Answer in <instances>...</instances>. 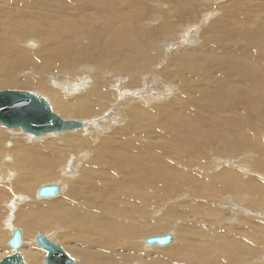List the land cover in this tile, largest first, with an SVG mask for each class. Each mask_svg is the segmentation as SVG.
Here are the masks:
<instances>
[{
	"label": "bare ground",
	"instance_id": "1",
	"mask_svg": "<svg viewBox=\"0 0 264 264\" xmlns=\"http://www.w3.org/2000/svg\"><path fill=\"white\" fill-rule=\"evenodd\" d=\"M65 1L0 0V78L31 84L64 120H88L99 115L103 122L112 120L103 128L100 117L84 123L75 120L81 127L74 130L80 129L84 137L49 132L54 137L34 145L12 143L0 131V205L10 202L15 209L23 200L22 194L29 196L36 183L53 180V174L34 175L30 170L36 162H44L59 170L55 182L60 186V197L51 201L39 198V186L35 198L49 201L28 205L24 223L41 231L53 227V233L45 237L76 259L72 264H148V248H166L176 238L179 243L165 251L172 264H242L262 251L264 159L256 146L262 143L261 133L250 136L255 144L251 152L242 151L234 143L210 147L212 137L209 139L207 132H201L195 141L191 133H185V139H176L173 134L182 133L179 120L197 123L213 108L219 112L232 110L238 117L242 112L238 104L241 94L253 103V116H264V28L256 25L263 30L242 35L234 27L232 13L228 17L221 12L217 15V6L212 5L217 0H202L200 4H195L197 0H175L174 5H163L159 0H143L145 4L137 0H85L88 5L68 0L75 3L68 9L71 17L82 22H58L57 31L42 29L43 25L34 27L31 20L40 17L34 8L57 3V12L63 15L61 5ZM151 2L153 7L148 5ZM238 2L252 4L251 0ZM258 10L264 12L263 2ZM130 11L138 12L136 18L130 25L121 26ZM163 18L170 22L168 28L162 26ZM116 19L120 30L115 26ZM190 33H196V45L179 53L181 43L174 44ZM170 48L172 54H168ZM204 59L209 66L216 65L211 70L216 76L208 72L210 67ZM53 67L64 69L59 72L65 75L79 71L86 74L70 85L53 84L47 77L40 80L37 73ZM24 75L31 79L18 77ZM87 80L89 87L85 85ZM115 86L124 92L118 95L126 102L124 124L115 118L122 107L120 102L116 109L107 101L116 96L110 91ZM151 89L152 94L148 92ZM152 95L159 100L153 101ZM181 146L186 148L183 154ZM181 160H186V166L180 170V180L171 184L170 173L178 170L175 165ZM12 163L23 171L16 180L9 167ZM138 166H152L155 174L137 171ZM244 170L247 173H242ZM157 180V187L153 186L156 197L141 183L154 184ZM158 204L159 210L151 211ZM222 207L231 209L228 219L221 213ZM152 213L155 220L149 223ZM225 223L241 227L232 229ZM5 224L11 234L13 227ZM164 229L173 233L170 244H145L144 235ZM23 241L26 263L44 262L46 251L25 238ZM259 258L251 259L252 264H263Z\"/></svg>",
	"mask_w": 264,
	"mask_h": 264
},
{
	"label": "rangeland",
	"instance_id": "2",
	"mask_svg": "<svg viewBox=\"0 0 264 264\" xmlns=\"http://www.w3.org/2000/svg\"><path fill=\"white\" fill-rule=\"evenodd\" d=\"M70 1H72V2L74 1L76 4H79V3L82 2L83 4L88 5V3L85 0H70ZM137 1H143V0H137ZM153 1H155V0H153ZM251 1H252V4L251 5H246V4L244 5L243 3H240V2L236 3V0H217V1L213 2V3H217V4H213L212 3V5H216L217 6L214 9V10H216V12H218L217 15H220V12H221V14H225L228 17L230 15V13H232V15H234V22L237 25V27H236V25L234 26L236 28V31L240 32L242 35L244 33L246 36H248L249 33H250V31L252 32V31H256V30H263L260 27H258L256 29V25L261 26V27L264 28V17H262V16H264V12L258 10V5L260 3L263 2V6H264V0H251ZM72 2L69 3V1L66 0L65 1V4L64 5L63 4L61 5L62 6V9H63V15H61L60 12H57V9L60 8L59 4H57V3H53L51 5H49L48 3H45L44 6H43V8H41V7H38L36 9L34 8V11H36L37 13H39L40 14V17H39V15L36 16V17H34L31 20L32 21V24L34 25L35 28H40V27L42 28L44 26L42 29H47V30H55L56 29V31H57L58 30V26H59V24H60L61 21H64V22H67L68 23V21L69 22L70 21L73 22L74 20H76V19H73L71 17L72 13L70 12V10H68V9H72V8L75 7V3H72ZM159 2L161 4H163V5H165V3L166 4H171L172 3L171 5H174L175 0H162V1L159 0ZM152 3H154V2H151L148 5L152 6ZM200 3H202V0H197L195 2V4H200ZM89 4H91V3H89ZM142 4H145V1H143ZM224 9H226V10H224ZM227 11H228V13H227ZM122 13H123V10H122ZM128 13H127V16L124 17L127 20L125 19V21H123L120 24L121 26L126 27V26L130 25L131 24L130 22L132 20H134L136 18V15L138 14L137 11H130ZM66 16H68V17H66ZM128 16H130V19L131 18L132 19L130 20ZM61 17H63V18H61ZM193 17L194 18L196 17V14L195 13H194ZM242 17H244V19H242ZM249 17H250L249 20H246L245 19V18H249ZM214 18L216 19L215 16H214ZM47 20H48V23H47ZM80 20L81 19H78V20H76V22L77 23L82 22ZM109 20H111V18ZM54 21H56V22H54ZM103 21H108V19H104ZM160 21H161V24H162V26L164 28H168V25L169 24H167V23H170L169 21L164 20V18L161 19ZM58 22H59V24H58ZM53 23H55V24H53ZM149 24H150V22H148V25ZM115 26H117L119 28V30H120L119 19H116ZM201 31L203 32L204 30H201ZM204 33H206V31ZM194 34L196 35V33H190L189 37L186 34L185 35V38H184L185 39L184 41L178 40V39H176L177 37L176 38L174 37V40L175 39L178 40V43H176L174 45L177 46V45H179V43H181L180 48H178L179 49V53H183L184 51L189 50L192 47H194V45H196V44H194V42L196 41V38H195L196 36ZM197 37L199 39V36H197ZM174 40H173V42H174ZM246 43H248V40H244V44H246ZM250 44L251 45H254V43H249V45ZM27 45L25 46V49H27V50L30 51V48L29 47L26 48ZM172 51L173 50L170 48L168 54H172L173 53ZM204 60L206 62V59H204ZM206 63L209 66V62H206ZM215 66H216L215 64H211L209 66L210 67V70H208V72H211V70H213L215 68ZM57 68L58 67H53L52 69L51 68H46L47 70L45 72L44 71L43 72L41 71V72L37 73V76L39 74L40 80H44V81H46L45 78L47 77L50 80V82L53 83V84H55L56 82H58V83H64L65 85H70V84L75 83V82H73V80L78 79V77L83 78L84 75L86 74L85 71H79V72H74V73H72V72H69L68 73L67 72L68 74L65 75V74H62V73L59 72V71H62L64 69L58 68L59 70H57ZM64 68L65 69H69V67H66V66ZM73 69H76L77 70L78 68L77 67H74ZM96 73L93 72L91 74L92 75H95ZM42 74H45L46 76L45 75H42ZM212 74L214 76H216V74H214V73H212ZM20 75H22V74H20ZM53 76L55 78V81H54ZM13 77L14 78L20 77V78H23V79L30 78L29 75L28 76H26V75H24V76H18V77L13 76ZM86 77L88 78V80H90L89 76L86 75ZM33 78L34 77H32V81H34ZM23 79H21V80H23ZM10 80L11 81L6 80V77L0 78V91H4V90H14V91H22V92L32 93V94H35V95H38V96L44 98L48 102V104L50 105V107L52 108V105L48 101V98L45 95H43L41 92L36 91L35 90L36 88H34L33 86H31V84L30 85L21 84L22 81L20 83L19 82H12L13 81L12 78H10ZM88 80L85 83V85H88V87H89L90 82ZM76 83H77V81H76ZM112 83H114V81H111L110 82V84H112ZM85 87L86 86H84L80 91H82ZM120 88H123L122 87V84L120 85ZM120 88L117 87V86H115V88H112V89L110 88L111 89L110 91H112L113 93L116 92L115 94L118 97V95H120V93L121 94L124 93L123 90L120 92V90H119ZM128 88H130V87H128ZM153 91H154V89L153 90L151 89L148 92H151V94H152V93H154ZM116 96L115 97L114 96L113 97H110V100H107V101L108 102L110 101L112 103L111 106L115 104L114 107L116 109L119 108V106L120 107L122 106L121 108L117 109L118 112H119V113L117 112V115L118 114L119 115L116 116L115 118L117 120H119L120 123L122 121L123 123H121V124H124L125 123V119H124L125 106L124 105L126 104V102H125V99L123 97H121V98L118 97L117 98ZM131 98L132 99L133 98L136 99L137 97H131ZM121 99L124 100L123 101L124 102L123 104L121 103L122 102ZM151 99L153 101L159 100L155 95H152L151 96ZM117 100H119V101H117ZM126 101H128V100H126ZM118 103H119V106H117ZM156 103H159V102H156ZM238 104H239V107L241 106L240 107V109H241L240 111H242V112H240V115L238 116L239 118L238 117H235V115L233 114L232 110L227 111V112H219V111H217L216 109L213 108L212 111L209 114H206L197 123H192V122H188V121H184V120H179V129H180V131L182 133L180 134V136H179L178 133H177V135H175V134H173V135H174V137L176 139H185V135L184 134L185 133H191L192 134V137H193V135H195L193 137V139L195 138L194 139V141H195L196 138H198V136L202 135V133H205L206 134V132H207V136L209 137V139H211V137H212V139L210 140L211 141L210 147H212V146L213 147H216V146L224 147L225 145H223V144L233 145V143H234V145L240 146L242 148V151H244V152H251V150H252V148H253V146L255 144H254V142L251 141L250 136L253 135V134L254 135H257V133L259 131L261 133L260 140L262 141V143H258L256 146H257V148H259V152H258L259 157L261 159H264V157H263L264 156V142H263L264 141V116L255 117V116H253L251 114V110L254 107L253 106V103L250 102V101H248V100H246V97L243 94H241L239 96V103ZM111 106L108 107L103 113L105 114L111 108ZM119 110H121V111H119ZM123 110H124V112H123ZM56 113L59 114L58 112H56ZM120 114H122V115H120ZM242 115L243 116L245 115V116L243 117ZM122 116H123V118H122ZM99 117H100V119H99L100 127L102 125L101 128H103L108 123V121L110 119H108V121H104L103 122V121H101V116L100 115H99ZM99 117L97 116L95 118H99ZM85 118L86 117H72V118H69L68 120H79V121H82L84 123V121L85 122H90V121H93L95 119V118H91V119L86 120L87 118L86 119ZM229 118H231V120H232L231 122H227V119H229ZM214 121H215V123L216 122L217 123L215 124ZM198 125H199V127H196ZM199 128H201V129H199ZM208 128L210 129V131H209ZM81 129H83V128H81ZM79 130L80 129L74 130V131H64V132H61V133H63L64 135H67V134L69 135V134H72V133H79V136L80 137H84V136H82L83 135L82 132H79ZM0 131H1L2 135L6 137V140L8 139V141H10L12 143L20 142V143H26V144H29V145L39 144L41 142L47 141L48 139H50V137H54V136H52L53 133H60V132L55 131L53 133L44 134V135H40L38 137H34L32 135H29V134H26V133L22 132V130H20V128H15V129H12V130L11 129L10 130H7L1 124H0ZM75 131H78V132H75ZM56 135H58V134H56ZM183 149L186 151V148L184 146L183 147L181 146L179 148V151H180L181 154H183L182 152H185ZM261 154L263 155L262 157H261ZM250 156H247V157L249 158ZM252 161L253 160H250L249 162H252ZM182 162H184V163L182 164ZM186 163H187L186 160H181L178 163H176L177 165H175V166H177V169L178 170L177 171H173V172L170 173L171 184H174L175 183V180H180V176L182 175V172H180V170L184 169V167L186 166L184 164H186ZM35 164H36L35 166H31L30 167V170H32L35 173L34 175H39V174H41V175H44V174H53V176L55 178L53 180H51V181H49V180H45V181L42 180V181H39V183H36L35 184V188L30 193L31 196L30 195L28 196V195L22 194L23 200L20 199L19 205L16 206L15 209L12 208V206H10L11 205L10 202L6 203L8 206L0 205V259L3 258V257H5L6 255H8L10 253V248L6 244L7 241L9 240V238H10V235H11L10 234L9 227H7L6 224H5L7 222L11 224V227H13V229H19L21 231V234H22V245H21V247L19 249V252L21 253V255L23 257L24 264H27V263H26V261L24 259V256H23L24 255V252L26 251V249L22 250V246H23V243H24L23 239L24 238L27 239L29 244L31 243L32 245H34V247L38 248V246L34 242V238L38 234H41L42 235L44 233L43 235L45 236V235H51L53 233L52 232L53 229L50 230V228H53L51 226L48 227L47 229H45V231L44 230L41 231L40 229H38V230L32 229V227H30V226L26 225V223H24V218L27 217L26 214H28V210H27V208H28L27 206L28 205L33 204V202L34 203H40V202L41 203H44L45 201H49V200H41V201L38 200L37 201V199L35 198V195H36L35 190L39 186H42V185H45V184H54V183L56 184L55 181L60 176L59 170H55L53 168V166L50 165V164H48V166L44 162H40V163L36 162ZM26 165H28V164H26ZM9 167H11L13 173L15 172L14 173V177H16V178H14V180H16L23 173V171H21V169H18L17 166H14V163L9 164ZM164 169H166V168H164ZM137 171L147 172L149 175L155 174V172L153 171V167L152 166H148V167H146V166H138L137 167ZM166 171L167 170H165V174H166ZM212 171L213 170H211L210 173H212ZM242 173H244V174L247 173V170H244ZM165 174H162L161 178L164 177ZM157 182H159V181L158 180L155 181L154 184H152L150 182H144V183H141V185L143 187V185L145 184L144 185L145 190L146 191L147 190L148 191L150 190L149 191L150 193H152L151 191H154L153 196H156V195H158V192H155V189L153 188V186L154 187H157V184H158ZM147 183H149L150 185L147 184ZM133 185H136V183L133 182ZM69 188H71V187H69ZM148 188H150V189H148ZM65 189H67V187H65ZM63 192H66V190L63 191ZM59 197H60V195L57 196V197H53V199L51 198L50 201L51 200L58 199ZM233 197L234 198H238L236 195H233ZM177 200H179V198H175V201H177ZM164 203H167V202H164ZM159 205L160 204H158L157 207L156 208H153L151 211H154V212L158 211L159 210L158 209V206ZM162 208H160V209H162ZM220 211H222L221 213L225 214V218L226 219H228L230 217L229 212L231 211V209L226 208V207L225 208L222 207L220 209ZM153 213L149 217V220H150L149 223H153V221L155 220L153 218L154 217ZM34 217H36V216H34ZM22 219H23V221H22ZM184 219H186V217H184ZM225 225L228 228H232V229L233 228L234 229H238V228L241 227L237 223L236 224L235 223L234 224L233 223H231V224L225 223ZM166 230L167 229H164L163 230L164 232L163 231H160L158 233H156V232H149L148 234L144 235L143 238H147L149 236H154V235H162V234H165V233H168V232L169 233L172 232V231H168V230L166 231ZM170 234H173V233H170ZM176 239L177 240L173 243V245H170V246L168 245V246H166V248L165 247H163V248L153 247V248H148V249L145 248V249H147V251L149 253V254H146V257L147 256L149 257L150 262H153L152 264H172V263H170L169 256L165 255V251L167 249L173 248L175 246V244H177V242L179 243L180 240H178V238H176ZM57 241L58 242H61V239L60 238H57ZM65 245L67 246L66 242H65ZM259 252H262V253H259ZM259 252L254 253V255H253L252 258L247 259L246 262H243L242 264H249V262H250V264H252V260L251 259L255 260L259 256H260L259 261L264 264V249H262V251H259ZM43 258H44V256H43ZM73 260L76 261V259H73ZM42 262L43 261H41L40 264H42ZM150 262L148 264H151ZM183 262H181L179 264H184ZM193 263L196 264V262H193Z\"/></svg>",
	"mask_w": 264,
	"mask_h": 264
},
{
	"label": "water",
	"instance_id": "3",
	"mask_svg": "<svg viewBox=\"0 0 264 264\" xmlns=\"http://www.w3.org/2000/svg\"><path fill=\"white\" fill-rule=\"evenodd\" d=\"M0 124L6 129L20 128L23 132L33 136L54 131H69L81 127V123L75 120H64L52 111L48 102L35 94L4 90L0 91ZM58 184H46L38 188L39 198H53L59 194ZM38 246L46 251L43 264H72L73 260L61 246L51 242L47 237H36ZM173 240V235L149 236L144 242L147 246H166ZM22 244L21 231L12 229L7 246L12 253L3 257L0 264H24L23 257L18 251Z\"/></svg>",
	"mask_w": 264,
	"mask_h": 264
}]
</instances>
